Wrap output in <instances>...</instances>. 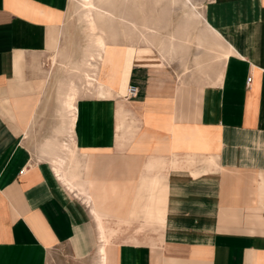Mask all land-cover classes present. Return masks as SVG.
Instances as JSON below:
<instances>
[{
	"label": "crops",
	"instance_id": "1",
	"mask_svg": "<svg viewBox=\"0 0 264 264\" xmlns=\"http://www.w3.org/2000/svg\"><path fill=\"white\" fill-rule=\"evenodd\" d=\"M70 12L71 0H0V264H49L57 249L99 264L101 243L102 264H264V0L204 3L210 32L192 47L214 70L205 83L166 68L191 49L107 43L69 131L40 69L73 40ZM69 140L72 191L51 163Z\"/></svg>",
	"mask_w": 264,
	"mask_h": 264
},
{
	"label": "rangeland",
	"instance_id": "2",
	"mask_svg": "<svg viewBox=\"0 0 264 264\" xmlns=\"http://www.w3.org/2000/svg\"><path fill=\"white\" fill-rule=\"evenodd\" d=\"M156 1L157 0H107L103 4L105 8L111 10L114 13V19L112 22H114L113 27L115 28V30H117L116 32L119 36L117 38V41L124 43L144 42L141 39V36L142 34H145L146 36H149L148 39L151 40H149L151 44H153L154 46L157 45L156 47L159 49V51L163 48L171 51L167 40L169 36L173 34L175 36L173 51L181 49L185 50V53L188 54L189 50L191 49L187 56V59L183 62L178 60V58H174L170 61L169 64L166 65V68L172 74L173 79L175 81H178L179 78L183 79V77L185 76L192 79L196 74V76H200L202 83L208 82L209 80L206 78L207 76L205 72H208L210 74V77H212L214 75V70H207V68H203L202 70L198 69L194 62V53L196 51L192 46L193 43H195L193 42L194 39L199 36L201 37L204 32L210 31L207 29L202 18H190L191 15H193L191 13H194L195 15L196 11L203 14L202 7L207 0ZM191 4H194L197 8L195 9ZM191 10L194 11L192 12ZM120 17H123L126 20L130 19L129 21L136 23L137 28H131V25L123 22ZM68 18L69 29L66 36H73V40L67 41L63 45V47L60 48L61 50H59V52H55L52 54L51 60L48 61V68L40 69L45 76H50V78H52V81H54V84L56 86V93L60 92L61 89L63 91L65 90V88L63 87L64 85H62V81L70 76L66 69V66L74 65V63L79 65L87 52H92L89 44L90 41L88 38L85 19L83 17V7L76 0H71V12ZM142 20L145 22H143ZM98 21L100 24L105 23V19L102 17H98ZM151 30L158 32L152 34ZM129 32H131V36H129L131 39H127L125 35ZM158 33H161V36L160 34L158 35ZM195 45L198 49L201 48L203 44L202 41L198 39ZM211 49L214 50V48ZM199 54L204 55V53ZM224 54L227 53H220V55ZM220 55L218 56L221 57ZM212 65L213 67H215V61L212 63ZM50 67L54 68L53 73L52 68ZM73 79L76 83L79 84V78L73 76ZM79 88L80 89L78 97L87 95L83 93L82 87ZM59 96L60 95L57 94L58 99L62 98V96ZM120 99H124V97ZM54 123L55 122H53V124ZM38 133L39 130H36L35 135H33L32 137L31 145L35 150H39L38 147H40L41 141L46 137L45 135H38ZM89 259L90 260L84 264H92L91 258ZM49 264L73 263L68 260L65 252L62 249H57L52 251V254L49 257Z\"/></svg>",
	"mask_w": 264,
	"mask_h": 264
},
{
	"label": "bare ground",
	"instance_id": "3",
	"mask_svg": "<svg viewBox=\"0 0 264 264\" xmlns=\"http://www.w3.org/2000/svg\"><path fill=\"white\" fill-rule=\"evenodd\" d=\"M76 1L79 2L83 7V17L85 19L86 28L88 31V38L90 41L89 44H90V48H91L92 52H90V53L87 52V54L85 55V57L83 58V60L81 61V63L79 65L74 63V65L66 66V69H67L68 73L70 74V76H68V78H65L62 81V85H64L63 87L65 88V90L63 91V94L60 93L61 95L60 94H58V95L63 97V101H62L63 103L62 102L61 103L63 104L64 110H66L68 113V130L69 129L71 130V126L73 125V122L75 119V102L79 96V89H80L79 87H82L84 94L93 95L95 81H96L95 72H97L96 66H97L98 59L101 58V52L105 48V45L107 43L117 41V38L119 37L118 33L116 32L117 30H115V28L113 27L114 22H112V21L114 19V13L111 10H109L103 6V4L107 0H76ZM138 1H140V0H138ZM191 5L195 9L197 8L194 4H191ZM191 14H193V15H191L190 18L202 17L201 12H198V11H196L195 15H194V13H191ZM98 17L104 18L105 23L100 24L98 21ZM120 19L123 22H125L126 24L131 25V28H133V29L137 28L136 23L129 21L130 19L126 20L123 17H120ZM143 22H145V21H143ZM146 27H147V25H146ZM155 32H158V31H152V34ZM159 34H161V33H158V35ZM125 35H126L127 39L128 38L131 39L129 37V36H131V32L126 33ZM148 37L149 36L142 34L141 39L144 42L150 43L151 40L148 39ZM167 41L169 44V48L171 50H174L175 36L170 35ZM73 76L79 78V81H80L79 84L74 81ZM43 80L46 81L47 76H44ZM82 90H81V92H82ZM69 141H68V143L61 142V143L57 144V149L59 150L58 152L60 154L57 155L56 159L51 160V163L53 166L52 168H53L55 174L57 175L58 179L61 181V183L63 185H65L69 190L72 191L73 189H75L74 184L72 183V180L80 177L81 170H80L79 161L75 158V152H76L75 151V145H74V143H72L71 141L69 142ZM77 191L78 190H76L75 194H77ZM101 244L97 248V257L99 259V264L103 263V247Z\"/></svg>",
	"mask_w": 264,
	"mask_h": 264
},
{
	"label": "built area",
	"instance_id": "4",
	"mask_svg": "<svg viewBox=\"0 0 264 264\" xmlns=\"http://www.w3.org/2000/svg\"><path fill=\"white\" fill-rule=\"evenodd\" d=\"M250 78L247 79V83L249 82ZM137 95V88L134 85H129L127 87V92H126V99L133 98Z\"/></svg>",
	"mask_w": 264,
	"mask_h": 264
}]
</instances>
